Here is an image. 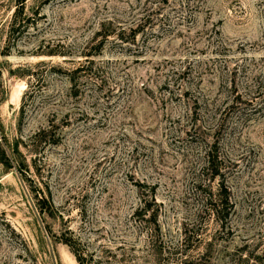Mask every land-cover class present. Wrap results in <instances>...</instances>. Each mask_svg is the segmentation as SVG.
I'll use <instances>...</instances> for the list:
<instances>
[{
    "label": "rangeland",
    "instance_id": "1",
    "mask_svg": "<svg viewBox=\"0 0 264 264\" xmlns=\"http://www.w3.org/2000/svg\"><path fill=\"white\" fill-rule=\"evenodd\" d=\"M0 136V264H264V0H0Z\"/></svg>",
    "mask_w": 264,
    "mask_h": 264
},
{
    "label": "trees",
    "instance_id": "2",
    "mask_svg": "<svg viewBox=\"0 0 264 264\" xmlns=\"http://www.w3.org/2000/svg\"><path fill=\"white\" fill-rule=\"evenodd\" d=\"M123 32L124 30L120 31L119 32V35L121 36V38H124L123 36ZM118 35V36H119ZM84 66H77L76 68L72 69L69 71V74H70V78L72 80V86H74V89H75V83H76V77H75V73L83 68ZM76 92V90H75ZM40 131H45V128H43L42 130ZM60 137H57V138H54L52 139V142H58ZM12 146H9V145H6L3 141H2V138L0 136V162L3 163L5 165L6 168H10L13 166V164L16 162L17 158H15V156L12 155ZM209 167L212 169V172L214 174V172H216V174H222V172L220 171V169H218V166L216 167L215 165V162H214V159L213 157L211 158L210 157V160H209ZM223 185L225 184L224 182L222 183ZM225 186V185H224ZM225 192L222 193V197H221V202H224L225 203V206L229 207L231 206V203H230V199H229V194H228V187L225 186ZM228 216V213L225 215V218ZM66 242H68L69 244H71L73 246V242L71 241V239H65ZM77 252V251H76ZM78 259H81L80 255H78Z\"/></svg>",
    "mask_w": 264,
    "mask_h": 264
}]
</instances>
